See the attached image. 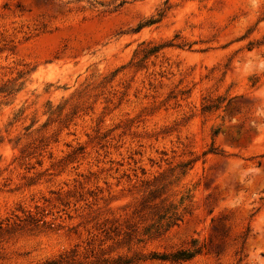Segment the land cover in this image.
<instances>
[{"label": "rangeland", "instance_id": "obj_1", "mask_svg": "<svg viewBox=\"0 0 264 264\" xmlns=\"http://www.w3.org/2000/svg\"><path fill=\"white\" fill-rule=\"evenodd\" d=\"M5 83L0 264H264V0H0ZM155 188L187 211L125 244Z\"/></svg>", "mask_w": 264, "mask_h": 264}, {"label": "trees", "instance_id": "obj_2", "mask_svg": "<svg viewBox=\"0 0 264 264\" xmlns=\"http://www.w3.org/2000/svg\"><path fill=\"white\" fill-rule=\"evenodd\" d=\"M162 18V15L159 14L158 18H150L144 23H140L139 27H141L143 24H152L157 22ZM249 47H252L254 45V42H249ZM160 48V47H158ZM8 86H6V83L0 87V93H4L5 95H9L12 93V90H10ZM13 89V88H12ZM213 107H218L217 104L213 103H206L203 106V110H208ZM189 165V163H183V166ZM185 174V172H182ZM92 195V194H91ZM164 192H161V188H155L149 192V195L142 199L140 203V208L136 210L138 215L141 214H148L150 215V222L142 224L141 222H131L124 227H126V230L123 232L124 234V243L130 244L132 242L140 243L143 242L147 238H151L156 235H160L166 230L170 229L171 227L177 225L183 218L185 212L187 211V208L189 206V202L192 198V193L190 190L183 191L180 193L179 198H170L168 196H163ZM94 201H97L96 198H94ZM88 205L97 204V202H88ZM21 221H24L28 224L35 223L37 224L40 220L31 213L28 214V216L24 219H20ZM46 223V220L44 221ZM123 226L120 225H110L108 227L104 228V231H106V235L110 236L112 234H109L110 232H115L116 234L120 233ZM72 252L75 253V250H72ZM194 255V252H191L189 250H178L171 254H163L161 256H158L157 254H154L152 257L154 258H161V259H170L173 261H182L187 260L191 258ZM71 256V255H70ZM68 256H61L57 260H52L50 263L52 264H60L63 261L68 260ZM72 262L73 264H86L81 261L75 260V254H72ZM133 260L126 257L125 255H119L117 258L113 260L104 259L103 261L96 260L95 262H92L91 264H129ZM103 262V263H102Z\"/></svg>", "mask_w": 264, "mask_h": 264}]
</instances>
